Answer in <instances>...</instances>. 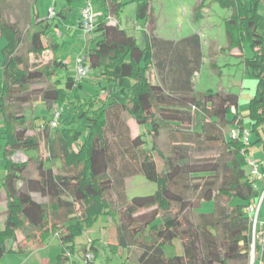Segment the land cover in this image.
<instances>
[{
    "label": "trees",
    "instance_id": "trees-1",
    "mask_svg": "<svg viewBox=\"0 0 264 264\" xmlns=\"http://www.w3.org/2000/svg\"><path fill=\"white\" fill-rule=\"evenodd\" d=\"M106 1V13L96 19L92 31L95 44L85 54L90 71L83 80H77L69 62L58 55V37L50 35L49 30L52 23L47 20L43 24L40 18L36 25L41 28L30 34L27 51L41 57L52 49L56 57L50 66L29 68L26 55L20 52L24 34L19 22L6 19L0 7V35L7 39L2 51L0 92V109L7 124L6 175L0 183V204L6 203V208L0 207V260L7 251L32 252L37 244L45 245L48 237L56 234L63 251L55 264H80L71 260L76 252L75 237L99 216L114 219L117 215V239L111 244L112 249L137 247L138 264H250L253 223L247 206L264 187L262 172L258 180L250 177L247 154L252 143L245 145L239 139L227 138L219 130L210 134L212 143L221 142L228 149L222 164L215 157H194L190 146L174 144L169 153L155 146L162 127H180L194 119L201 127L209 117L213 125L222 123L244 130L238 110L239 95L215 92L211 95L216 103L208 104L195 89L194 75L203 63L199 33L179 40L157 36L152 2L138 0L135 23L144 22L147 36L141 45L114 20L128 2ZM210 1L230 12L225 19L227 48L243 51L245 72L257 79L249 115L255 143L262 142L264 147V2ZM78 24L81 25L80 18ZM246 46L250 48L248 52ZM61 70L66 71L64 76H57ZM44 77L54 79V85L37 93L48 106L62 109L57 126L44 127L50 160L82 164L72 175L56 173L42 159L36 160L31 169V157L25 161L13 157L17 151L38 148L37 140L26 135L28 128L21 126L25 121L23 105L30 101L23 88ZM86 83L95 85L94 90H87ZM233 108L236 111L230 120L228 114ZM131 118L145 126V131L133 136ZM149 135L153 146L149 145ZM155 150L164 159L162 168ZM207 164H216L221 170L220 185L218 171L207 176L191 172L193 166ZM139 174L156 182L158 190L128 199L126 180ZM198 177L206 178L193 185L194 190L201 192L198 205L193 208L216 198L220 202L217 205L215 201L213 211L201 212L202 221L195 225L187 217L192 200L186 197L187 185L181 179ZM107 194L115 196V207ZM60 212L65 217L61 224L56 221ZM19 232L24 233L22 240L18 239ZM175 239H180L183 253L167 256L164 245ZM9 241L13 242L11 247ZM259 255L264 263V248L261 250L257 244V258Z\"/></svg>",
    "mask_w": 264,
    "mask_h": 264
},
{
    "label": "rangeland",
    "instance_id": "rangeland-1",
    "mask_svg": "<svg viewBox=\"0 0 264 264\" xmlns=\"http://www.w3.org/2000/svg\"><path fill=\"white\" fill-rule=\"evenodd\" d=\"M93 6V12L96 15L100 9V1L103 0H89ZM128 3L120 12L121 26L128 30L130 34L138 37V42L143 45L144 34L142 28H137L136 11L138 0H124ZM153 4L155 13L158 19L156 34L161 37H183L193 34L195 31H201L204 37V49L206 58L202 64L199 72L194 75V84L197 91H205L202 93L203 100L206 103H216V99L211 95L215 92L225 93L222 86L238 94L240 102L238 110L242 115L244 121V130H248L249 139L252 145L249 146L250 157L260 160L261 157L254 156V153L260 151V147L256 142V135L251 132V117L249 115L251 97L254 95L257 79L251 74L245 72L244 62H239L240 58L232 56L226 48V26L225 18L229 16L230 12L222 8L218 3H212L210 0H205L203 7L204 17L199 19L195 17L194 7H196L201 0H150ZM203 1V0H202ZM264 2V0H263ZM85 0H8L0 7L3 9V16L6 19H16L19 22L20 28L24 34L23 44L20 52L26 55L28 67L31 69L50 66L56 55L52 49H49L41 57H36L33 53H28L30 34L40 27L36 25L38 18L42 19L43 24L49 20L52 24L50 27V35L55 34L60 43L58 55L69 59V66L73 74L75 69V58L77 55H85L87 48L93 47L95 36L93 32L86 33L84 29L78 26L80 11L84 6ZM27 6V7H26ZM49 7L54 8V14L49 11ZM264 8L263 7L261 9ZM63 13L62 16L58 13ZM58 26H55V24ZM141 26L142 21H138ZM41 28V27H40ZM39 28V29H40ZM140 30V31H139ZM47 41V39H45ZM7 43L4 35H0V92L2 89V51ZM211 48V53L208 54V47ZM225 50L222 51V48ZM249 48V46H248ZM221 49V50H220ZM250 49V48H249ZM214 61V63L212 62ZM217 65V66H215ZM65 70L57 73V76H64ZM89 79V77H87ZM54 85V79L44 77L41 80L30 83L23 91L28 92L30 101L23 105L25 121L21 122V126L28 128L27 136L37 140L38 148L30 151H17L14 154V159L19 161H29L31 169L34 168L36 160H44L47 166H52L54 171L58 174L72 175L82 168V164L68 165L64 160L51 159L48 147V141L44 127L50 124L55 112L54 106H48L42 100L38 90L48 88ZM222 85V86H220ZM91 83H86L87 90H94ZM220 86V87H219ZM208 89H210L208 91ZM205 95H208V97ZM83 96V92H81ZM233 108L228 118L231 120L235 114ZM22 114V113H21ZM194 114V113H193ZM131 134L133 136L145 131V126H139L134 118L129 120ZM19 125V123H17ZM200 126L194 119L192 122H184L180 127L168 126L162 127L159 132V137L156 140V145L153 138L149 135L148 142L150 146L155 145L157 149L164 153H169L174 144L182 146H190L193 148V156L196 158H210L215 157L222 164L228 156V149L221 142L212 143L209 140V135L219 130L222 135L229 138L232 130L231 125H223L220 123L213 125L211 119L206 117ZM7 137V124L4 117V112L0 109V183L6 175V159L4 157V147ZM203 148V149H201ZM155 157L160 168L164 164V159L160 156L159 151L155 150ZM219 172L218 183L222 181V172L218 170L216 164L196 165L193 166L191 172L194 174L207 176L213 172ZM221 172V173H220ZM206 178V177H204ZM204 178H182L181 181L187 186L184 188L186 197L192 200V207L187 211V217L193 221L195 225H199L202 221L201 212H210L219 205V199L214 201H204L200 208L194 209L198 205L201 192L194 190V183L203 181ZM126 194L128 199L137 195H150L158 190L156 182L148 180L142 174L130 177L126 180ZM112 195V194H111ZM106 195L108 200H113L116 206L115 196ZM0 207L6 208V203L1 202ZM114 212V208H111ZM57 223L61 224L65 219L64 212L57 215ZM109 216L101 215L91 225L87 226L83 233L75 237L76 252L71 256V260L84 264V254L86 250L91 249L95 254V261L97 264H138L137 257L140 250L133 246L129 250L114 251L112 243L116 242L117 236V219ZM37 235L38 233L34 231ZM34 234V235H35ZM24 233H18V239L22 240ZM35 239V238H34ZM38 242V240L36 241ZM13 242H8V247L12 246ZM35 243V242H34ZM18 246V243H15ZM93 246L96 250H93ZM35 250L32 252H17L7 251L0 260V264H38L44 258V262H51L55 264L58 261V255L62 253L63 246L59 237L54 234L50 235L45 241V245L37 244ZM167 256H173L183 253V245L180 239H175L172 243L164 245ZM67 264H71L68 262ZM256 264V260L254 261Z\"/></svg>",
    "mask_w": 264,
    "mask_h": 264
},
{
    "label": "built area",
    "instance_id": "built-area-1",
    "mask_svg": "<svg viewBox=\"0 0 264 264\" xmlns=\"http://www.w3.org/2000/svg\"><path fill=\"white\" fill-rule=\"evenodd\" d=\"M49 11L53 14L54 8L50 7ZM80 21H81V28L84 29L86 33L92 32L95 28L96 23V15L93 12V6L89 0H85L84 6L81 8L80 11ZM137 28H141L140 25L137 24ZM75 77L77 80H83L88 73H89V64L88 59L85 55L79 54L75 58ZM62 109L59 107L55 108L54 116L50 121L51 127L57 126V119L60 115ZM229 137L233 140L239 139L240 141L244 142L245 145H249V131L248 130H241L238 127L232 128ZM247 166L250 171V177L253 181L258 180L262 174L260 170V165L256 160L250 157L249 153L247 154ZM256 187V184H255ZM264 202V187L261 191L259 196L258 203H255L252 200L249 205L247 206V211L251 216L253 229H252V243H251V250H250V262L252 260L253 264L257 258V244L261 247V250L264 248V219H261L259 216V211L262 203ZM84 264H97L95 261V254L91 249L86 250L84 254ZM262 264V262H261Z\"/></svg>",
    "mask_w": 264,
    "mask_h": 264
},
{
    "label": "crops",
    "instance_id": "crops-1",
    "mask_svg": "<svg viewBox=\"0 0 264 264\" xmlns=\"http://www.w3.org/2000/svg\"><path fill=\"white\" fill-rule=\"evenodd\" d=\"M6 1H8V0H6ZM105 3H107V1L106 0H103V1H100V3H99V5H100V9H99V11L97 12V14H96V19H100V18H102L104 15H105V10H104V4ZM202 3H203V1L201 0L200 1V3L196 6V7H194V9H193V11H194V14H195V17L196 18H200V17H204L205 15H203V7H206V6H201L202 5ZM0 4L1 5H3L4 4V2H0ZM27 7V6H26ZM201 7V8H200ZM50 8V7H49ZM153 9H154V7H153ZM154 13H155V10H154ZM155 15H156V13H155ZM156 18H157V15H156ZM227 18V17H226ZM225 18V19H226ZM11 21H16V22H18V20H16V19H10ZM114 20H116V21H118L119 22V24L121 25V20H120V17H117V18H115ZM143 25H144V22L142 21V24H141V31H143V34H144V41H145V43H146V40H147V36L145 35V30H144V27H143ZM157 25H158V19H156V30H157ZM78 26L80 27V25L78 24ZM122 27V26H121ZM156 30H155V34H156ZM140 31V30H139ZM193 33H199L200 34V36H201V39H202V49H203V62H204V59L206 58V53L207 52H205V49H204V37H203V34L201 33V31H195V32H193ZM157 35V34H156ZM157 36H159V35H157ZM188 36V35H187ZM227 36V35H226ZM136 37V36H135ZM159 37H161V36H159ZM183 37H186V36H183ZM183 37H177V38H175V37H162V38H166V39H172V40H179V39H181V38H183ZM137 38V41H138V37H136ZM139 43V42H138ZM144 43V44H145ZM226 43H227V45H226V48H227V46H228V40L226 41ZM220 48H222V47H220ZM208 49H209V51H208V54H210L211 53V48H210V46L208 47ZM221 50V49H220ZM223 50H225V48H222V51ZM227 50L229 51V53L232 55V56H237V57H239L240 59V61L239 62H244L243 60V56H242V53H243V51H240L238 48H235V49H232V50H229L228 48H227ZM245 51H249V48H248V46H246L245 47ZM61 57L62 58H64V56H62L61 55ZM66 61L67 62H69L70 60L68 59H66ZM213 63H214V61H212ZM203 64V63H202ZM215 66H217V65H215ZM201 67H202V65H201ZM71 68V67H70ZM201 69V68H200ZM199 72V71H198ZM197 73V72H196ZM153 77H155L156 78V76H155V74L153 73ZM193 81H194V79H193ZM220 86H222V85H220ZM219 86V87H220ZM223 88H221V89H223L224 90V92L226 93V92H232V91H230L228 88H227V86H222ZM210 89H208V91H209ZM256 90V89H255ZM198 92H201V93H205V91H198ZM234 93V92H233ZM255 93V92H254ZM240 97V96H239ZM253 97V96H252ZM252 97H251V99H252ZM239 102H240V98H239ZM129 125H130V122H129ZM234 127H236V126H234ZM234 127H232V128H234ZM258 146L260 147V151L259 152H255L254 153V156L256 157V155L257 156H260L261 157V159L258 161V160H256V162H258L259 163V165H260V170H261V172L264 174V147H263V143L262 142H259L258 143ZM261 185H262V183H261ZM254 200V202L255 203H258V201H259V197H256V198H254L253 199ZM259 216H260V218L261 219H264V202L262 203V205H261V207H260V211H259ZM10 242H12V241H10ZM260 256L261 255H259V257L256 259V264H261V259H260ZM43 261H44V258L43 259H41V261H40V263H38V264H42L43 263ZM262 264H264V263H262Z\"/></svg>",
    "mask_w": 264,
    "mask_h": 264
},
{
    "label": "water",
    "instance_id": "water-1",
    "mask_svg": "<svg viewBox=\"0 0 264 264\" xmlns=\"http://www.w3.org/2000/svg\"><path fill=\"white\" fill-rule=\"evenodd\" d=\"M250 264H253L252 260H251Z\"/></svg>",
    "mask_w": 264,
    "mask_h": 264
}]
</instances>
